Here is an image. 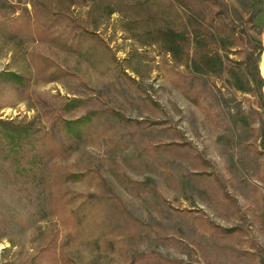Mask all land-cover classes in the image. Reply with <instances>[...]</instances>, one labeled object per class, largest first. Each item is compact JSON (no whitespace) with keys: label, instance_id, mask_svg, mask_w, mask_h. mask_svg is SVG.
<instances>
[{"label":"rangeland","instance_id":"374dc122","mask_svg":"<svg viewBox=\"0 0 264 264\" xmlns=\"http://www.w3.org/2000/svg\"><path fill=\"white\" fill-rule=\"evenodd\" d=\"M8 1L19 8L0 71L23 82H0V119L63 147L38 148L28 175L32 146L0 124V264H264V0H219L228 16L174 0L203 25L177 55L135 39L119 11ZM89 113L84 136L56 131ZM65 190L101 204L68 217Z\"/></svg>","mask_w":264,"mask_h":264},{"label":"trees","instance_id":"16d2710c","mask_svg":"<svg viewBox=\"0 0 264 264\" xmlns=\"http://www.w3.org/2000/svg\"><path fill=\"white\" fill-rule=\"evenodd\" d=\"M202 3H209L219 7L218 13L228 16L225 8L220 4L219 0H200ZM75 2H88L92 12H103L106 15L119 11L124 17V27L131 35L140 41L146 43L144 38L153 39L163 38L168 44V50L174 55L188 48L185 39V33L190 29L194 32L200 29L203 25L200 23L196 15H182L174 0H72ZM16 3L8 0H0V32L9 35V30L13 27V17L18 10ZM166 27H162L161 24ZM221 28L228 29V25L222 23ZM148 42V41H147ZM4 80L9 82L12 80L23 82V76L15 71L3 70L0 71V82ZM75 103L76 100L74 99ZM95 113H89L77 118L58 117L55 121L56 131H63L67 135L81 137L86 134V128L93 125ZM128 121V119H125ZM2 132L4 137L9 139V143L13 146H21L23 143L32 146L33 153L28 162H32L34 166L28 168V175H37L38 171L35 165L41 162L43 155L38 148L43 149L48 147L52 153L61 152L62 144L59 142L56 132L45 131L42 134H35L30 131L29 124L11 126L9 123L0 119ZM81 173L65 171L62 174V180L66 183L80 179ZM70 195L69 198L64 197ZM77 196V195H76ZM75 194H70L68 190L62 191L61 210H66L68 217H73L82 221L87 215L95 210L101 204L99 197L87 196L84 200L77 204H71L76 198ZM70 264H79L72 260L67 261Z\"/></svg>","mask_w":264,"mask_h":264},{"label":"bare ground","instance_id":"6f19581e","mask_svg":"<svg viewBox=\"0 0 264 264\" xmlns=\"http://www.w3.org/2000/svg\"><path fill=\"white\" fill-rule=\"evenodd\" d=\"M260 69H261V73H262V75L264 76V59H262V60L260 61Z\"/></svg>","mask_w":264,"mask_h":264}]
</instances>
